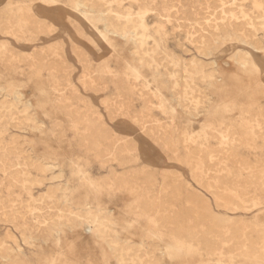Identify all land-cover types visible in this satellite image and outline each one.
<instances>
[{
    "label": "rangeland",
    "instance_id": "rangeland-1",
    "mask_svg": "<svg viewBox=\"0 0 264 264\" xmlns=\"http://www.w3.org/2000/svg\"><path fill=\"white\" fill-rule=\"evenodd\" d=\"M75 1L0 0V102L17 96L43 130L0 110V147L15 152L0 154V264H148L146 249L159 264H264V0H87L135 25L125 38L102 37ZM19 7L41 27L19 22ZM140 33L144 63L132 48ZM63 106L81 112L73 119L100 117L107 140L89 142ZM125 174L133 190L117 182ZM166 199L179 201L175 224L155 211ZM145 204L151 222L137 216Z\"/></svg>",
    "mask_w": 264,
    "mask_h": 264
},
{
    "label": "bare ground",
    "instance_id": "bare-ground-1",
    "mask_svg": "<svg viewBox=\"0 0 264 264\" xmlns=\"http://www.w3.org/2000/svg\"><path fill=\"white\" fill-rule=\"evenodd\" d=\"M171 1V0H170ZM262 3V2H261ZM175 4V3H174ZM197 4V3H196ZM263 4V3H262ZM87 5V0L85 1V0H83V1H75V7L81 12V13H84V14H86V13H88L89 15L91 14L92 16H94L96 19V22H101V29H102V31L101 30H98V32L97 33H99L102 37H104L106 34H107V32H108V29L107 28H109V31L113 34V35H115V36H118V37H126L127 36V34L128 33H134V31L133 30H135V25H133V24H131V23H129L128 22V20L127 19H125V18H120L119 20H116V17H115V15H112L111 13H113L111 10H109V9H107L106 7H104V6H101V5H99V4H93V3H91V4H89L88 6H86ZM218 6V5H217ZM198 7V6H197ZM86 8V9H85ZM19 9V11L17 12L18 13V17H16L17 18V20L20 22V21H23V23L24 22H27V23H30L35 29H39L40 27H41V23H40V21H39V23H36L35 21L36 20H32V21H30V18H29V14H27V11H23V9L22 8H18ZM181 9V8H180ZM193 9V8H192ZM197 10V9H196ZM227 10V9H226ZM141 12V11H140ZM180 12V11H179ZM204 12H206V10L204 11ZM225 12V11H224ZM95 13L97 14V15H95ZM97 16V17H96ZM93 17V18H94ZM182 17V16H181ZM15 18V17H14ZM163 18V17H162ZM13 20V18H11V17H9L8 18V20L6 21V23H4V25H3V28H4V30L5 31H10L9 29L11 28V21ZM179 20V19H178ZM197 20V19H196ZM187 22V21H186ZM261 23V22H260ZM25 24V23H24ZM142 24V23H141ZM143 26V25H142ZM244 26V25H243ZM131 29H132V31H131ZM208 30H210V29H208ZM131 31V32H130ZM205 31V30H204ZM185 32V31H184ZM253 32V31H252ZM11 33V32H10ZM210 33V32H209ZM200 34V33H199ZM203 34V33H202ZM202 34H200L199 35V38H198V45L200 46V48L202 49V51H203V53H204V51H205V49H204V47H205V45L207 44V42L210 40V37H208V36H206V35H202ZM206 34H208V32L206 33ZM6 35V34H5ZM217 35V34H216ZM133 36L135 37V34H133ZM191 36V35H190ZM11 38V37H10ZM194 40V39H193ZM132 48H133V52L135 53V54H137L138 55V60H140L141 61V63H144L145 62V58H146V56H145V54H147V52H149V50H150V46H149V44L147 43V38H146V36L143 34V33H140V35H139V37H137V38H134L133 39V42H132ZM206 48V47H205ZM204 49V50H203ZM205 53H207V50L205 51ZM9 55L11 56V57H14V58H16V56L13 54V53H9ZM9 56V57H10ZM10 57V58H11ZM13 58V59H14ZM137 60V61H138ZM151 60H152V62L154 61L152 58H151ZM234 62L236 63V66L238 67H240V68H243V69H245V68H247V66H248V62L245 60V58H244V56L243 55H241V54H238L234 59ZM212 62H214V61H212ZM210 63V62H209ZM215 63V62H214ZM33 64V63H32ZM194 66V65H193ZM185 67H186V65H185ZM190 67V66H189ZM199 67H200V65H199ZM19 68V71H17L16 73V75H18V76H22V75H24L25 74V70L23 69V68H20V67H18ZM191 70H192V67H191ZM190 70V72H192ZM174 71V70H173ZM176 74V73H175ZM160 76H162V73H159V72H157L156 71V73H155V75L154 76H150V77H144L145 78V80L147 81V83H148V85H152L153 84V80L156 78V77H160ZM211 75L209 74V73H205V74H203V75H200L198 78L201 80V81H203L202 79H204L205 77L208 79V77H210ZM197 78V79H198ZM220 79L221 80H224L223 79V77H220ZM19 82V81H18ZM186 83V82H185ZM178 85V84H177ZM181 85V84H180ZM184 85V84H183ZM147 86V85H146ZM181 87V86H180ZM8 88H9V86H8ZM188 88H190V91L191 92H193V94H194V92H198V93H202L200 90H199V88H197L195 85H189V87ZM183 89H184V87H183ZM9 90V89H8ZM179 90V89H178ZM188 89H186V91H187ZM180 91V90H179ZM181 92V91H180ZM179 93V92H178ZM183 93V92H182ZM196 94V93H195ZM203 94V93H202ZM185 95V94H184ZM191 96H192V94H191ZM191 96H189L190 97V99H192L191 98ZM197 96V95H196ZM195 96V97H196ZM198 96L200 97V95L198 94ZM204 96V95H203ZM183 97V96H182ZM194 97V95H193V98H195ZM58 98V97H57ZM56 98V102H55V104H56V106H58V107H61L63 104H64V102H63V104H62V100H60V99H57ZM197 98V97H196ZM200 98H203L202 96L200 97ZM17 99V96H15L14 97V99L13 100H11V101H8V100H4V101H2L1 100V102H0V110H2V112H3V114L6 116V118H7V120L9 121V122H11L12 124H16V125H19V126H21V125H23V124H25V123H30L31 124V127L33 128V129H37L38 130V127H37V125L33 122V120H32V118H30L29 116H28V114L26 113V111H25V108L23 109V110H19L18 108H17V103L15 102V100ZM61 99H64V98H61ZM189 99V100H190ZM198 99V98H197ZM178 100V99H177ZM193 100V99H192ZM199 100V99H198ZM198 100H197V102H198ZM49 101V100H48ZM48 101L46 102V104H48ZM183 101V100H182ZM200 101L201 100H199V103H200ZM202 101H203V99H202ZM203 103V102H202ZM62 104V105H61ZM160 104V103H159ZM112 105V104H111ZM121 105V104H120ZM187 105V104H186ZM66 106V105H65ZM126 106V105H125ZM160 106H161V104H160ZM193 106V105H192ZM195 106V105H194ZM199 106V105H198ZM67 107H64L63 106V109H65V111H66V115H67V117H70V119H72L71 121H72V127L74 128V129H77L76 128V125H77V123H82V125H83V130L84 131H86V133H87V138H88V140H90L89 142H91V143H98L99 145H100V143L102 144V143H104L105 142V140H107V138H108V135H107V133L105 132V130H104V128H103V126H102V119L100 118V117H98L97 119H95V118H87V117H82L81 116V120H79L80 118H77V119H73L74 117H75V115H81L80 113L81 112H79V110H77V109H73V110H70V109H66ZM62 109V110H63ZM197 109V108H196ZM1 112V113H2ZM124 113V112H123ZM184 113H187V114H189V115H197V113H195V111L193 112L192 110H188L187 112L186 111H184ZM79 117V116H78ZM83 118V119H82ZM193 120H190V123L192 122ZM140 123V122H139ZM55 126H59V123H56L55 124ZM139 126V125H138ZM59 128V127H58ZM72 128V129H73ZM39 132L40 131H43V130H38ZM227 131H228V129H227ZM228 132H230V131H228ZM205 133H207V132H205ZM204 134V133H203ZM209 134V133H208ZM212 134V133H211ZM226 134V133H225ZM224 134V135H225ZM54 136H55V134H53ZM52 135V136H53ZM104 135V136H103ZM191 135V134H190ZM204 135H206V134H204ZM213 135V134H212ZM155 136V135H154ZM193 136V135H192ZM201 136H203L202 134H201ZM211 136V135H210ZM219 136V135H218ZM217 136V137H218ZM188 136H186V138H187ZM197 137V136H196ZM189 138V137H188ZM187 138V139H188ZM208 138V137H207ZM184 139H185V137H184ZM187 139H186V141H187ZM190 140V139H189ZM225 140V139H224ZM2 141V140H1ZM152 141V140H151ZM185 141V140H184ZM194 141H196V139L194 140ZM205 141H207L206 139H205ZM190 142V141H189ZM133 143V142H132ZM131 143V144H132ZM203 143V142H202ZM223 143V142H222ZM196 144V143H195ZM161 145V144H160ZM169 145V144H168ZM200 145V144H199ZM202 145V144H201ZM172 146V145H171ZM170 146V147H171ZM198 146V145H197ZM209 146V145H208ZM103 150V149H102ZM188 151V150H187ZM0 154L2 155V156H4L5 157V159H11L12 157H13V155H15V152H14V150L12 149V148H1L0 147ZM16 154H18V153H16ZM200 154V153H199ZM207 154V153H206ZM114 156V155H113ZM118 156V155H117ZM207 159V158H206ZM203 160V159H202ZM204 162V161H203ZM8 169V168H7ZM221 169V168H220ZM240 169V168H239ZM254 172V171H253ZM148 173V172H147ZM239 173V172H238ZM257 173V172H256ZM4 174V173H3ZM150 175H151V173H150ZM149 175V176H150ZM255 175V174H254ZM153 176V175H152ZM71 177L73 178V179H77V181H81V183H83L84 185L86 184V185H92V184H95L94 183V180L91 178V177H88V178H82V177H80V174L74 169V171H71ZM145 177V176H144ZM137 179H139V178H137ZM142 179H144V178H142ZM146 179H149L148 177H146ZM152 179H153V177H152ZM204 179V178H203ZM135 181H137L136 180V177L135 176H133V175H129V174H125L124 176H122V177H120V178H118L117 179V182L120 184V186H126V185H130L131 186V189L133 188V184L135 183ZM147 181V180H146ZM140 183V182H139ZM261 183V182H260ZM262 184V183H261ZM202 187V186H201ZM207 187V186H206ZM164 188V187H163ZM173 188H174V186H173ZM162 189V188H161ZM133 190V189H132ZM174 191V190H173ZM185 191V190H184ZM178 192V191H177ZM168 194V193H167ZM166 194V195H167ZM177 194V193H176ZM230 194V193H229ZM186 195H188V194H186ZM193 195H194V193H193ZM198 196V195H197ZM188 197V196H187ZM186 197V198H187ZM172 198H174V197H172ZM171 198V199H172ZM158 199V198H157ZM165 199V198H164ZM180 199V198H179ZM228 199V198H227ZM233 199V198H232ZM242 199V198H241ZM202 200V199H201ZM147 201V200H146ZM185 201L187 202V203H189L190 204V206H191V208H190V210H189V212L191 211H194L193 210V205H195V199L194 198H190V197H188L187 199H185ZM197 201H198V199H197ZM200 201V200H199ZM204 201V200H203ZM176 202H179L178 200L176 201V200H168V199H166V200H161V201H159V203L158 204H156L155 205V207L157 208V210H155L157 213H159L160 211H164V213H165V215H164V217H165V220L171 225V224H175L177 221H178V219H181L182 220V218H183V214H182V211H180V209H178V207L176 206ZM194 203V204H193ZM199 203V202H198ZM207 203V202H206ZM209 203V202H208ZM231 203V202H230ZM258 203V202H257ZM234 204H236V203H234ZM197 205V204H196ZM199 205H201V204H199ZM203 205V204H202ZM183 206V205H182ZM185 206H186V204H185ZM205 206V208H206V206L207 205H204ZM203 206V207H204ZM211 206V205H210ZM146 207H149L148 206V204L146 205H144L143 207H142V209H139V214L137 215V216H139V217H142V218H144L147 222L148 221H150L151 222V220L147 217V215H145L146 214V211H147V208ZM154 207V206H153ZM197 207V206H196ZM171 209V211H168V212H166V210L167 209ZM184 208V207H183ZM199 208V207H198ZM208 208V207H207ZM239 208V207H238ZM186 209V208H185ZM187 209H188V207H187ZM203 209V208H202ZM210 210V209H209ZM244 210V209H243ZM186 211V210H185ZM190 212V213H191ZM208 212V211H207ZM210 212V211H209ZM132 213V212H131ZM168 213H170V214H168ZM198 213V212H197ZM205 213V212H204ZM186 214V213H185ZM184 214V215H185ZM201 213H199V215H200ZM205 214H207V213H205ZM56 215H58V214H56ZM135 215V214H134ZM208 215H210V214H208ZM208 215H204L205 217L206 216H208ZM211 215H213L212 213H211ZM215 216H216V214H214ZM188 216H189V214H188ZM192 216V215H191ZM199 217V216H198ZM213 217V216H212ZM212 217H210V218H212ZM159 218V217H158ZM187 218H189V217H187ZM191 218V217H190ZM194 218V217H193ZM197 218V217H196ZM207 218V217H206ZM205 218V219H206ZM209 218V219H210ZM214 218V217H213ZM204 219V218H203ZM192 220V219H191ZM184 221V220H183ZM195 221V220H194ZM210 221V220H209ZM213 222H214V220H212ZM153 222V221H152ZM155 223L157 222V220H155L154 221ZM212 222V223H213ZM215 222H216V220H215ZM181 223V222H180ZM184 224V223H183ZM201 224V223H200ZM232 224V223H231ZM186 225V224H185ZM223 225V224H222ZM225 225V224H224ZM217 227H218V224L216 225ZM228 226V225H227ZM230 227H232V226H230ZM221 228V227H220ZM224 228V227H223ZM237 229H238V227H236ZM68 229H70V228H68ZM260 229H262V228H260ZM222 231H224V230H222ZM232 231H234V229H232ZM261 231V230H260ZM259 231V232H260ZM223 233H225V232H223ZM97 234V233H96ZM99 234V233H98ZM246 234V233H245ZM186 236V234H185V232H183L182 230H180V229H177V232L174 234V235H172L171 237H170V240H172L174 243H181L182 241H183V239H184V237ZM247 236V235H246ZM34 238L36 239L37 238V236H34ZM231 238V237H230ZM224 239V238H223ZM255 240V239H254ZM229 241V240H228ZM253 242V241H252ZM3 244V243H2ZM262 244V243H261ZM249 245H251V244H249ZM112 247V246H111ZM262 247V246H261ZM179 248V247H178ZM238 248V247H237ZM254 247H252V249H253ZM258 250V249H257ZM2 252V251H1ZM256 252V251H255ZM262 252V251H261ZM244 253V252H243ZM247 253V252H246ZM250 253V252H249ZM251 253H253L252 251H251ZM144 254H146V256H147V258H145V259H147V262H148V264H159V258L154 254V253H152V252H150V250L149 249H146L145 250V253ZM258 254V253H257ZM260 254V253H259ZM260 257V256H259ZM118 259V258H117ZM130 259V258H129ZM120 260V259H119ZM258 261V260H257ZM258 262H261V261H258ZM255 263H257V262H255ZM197 264V263H196ZM214 264V263H213Z\"/></svg>",
    "mask_w": 264,
    "mask_h": 264
},
{
    "label": "snow or ice",
    "instance_id": "snow-or-ice-1",
    "mask_svg": "<svg viewBox=\"0 0 264 264\" xmlns=\"http://www.w3.org/2000/svg\"><path fill=\"white\" fill-rule=\"evenodd\" d=\"M148 7H156V8H159L160 5H148ZM164 7H168L167 5H164ZM56 29L55 28H51L50 31H55Z\"/></svg>",
    "mask_w": 264,
    "mask_h": 264
}]
</instances>
